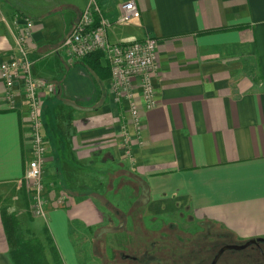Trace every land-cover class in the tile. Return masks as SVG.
<instances>
[{
  "label": "crops",
  "instance_id": "obj_1",
  "mask_svg": "<svg viewBox=\"0 0 264 264\" xmlns=\"http://www.w3.org/2000/svg\"><path fill=\"white\" fill-rule=\"evenodd\" d=\"M89 1L0 0V62L18 55L15 37L27 18L32 73L54 86L40 94L42 219L30 211L23 179L30 151L22 92L7 108L0 79V209L16 217L28 210V228L48 234L62 264H98L92 235L106 234L107 222L132 203L138 190L129 178L141 184L143 218L183 219L194 232L205 223L230 244L264 239V0H133L138 17L106 35L157 42L155 106L141 110L137 135L108 76L61 46ZM95 1L112 19L123 0ZM98 64L107 73L101 54ZM123 128L132 136L129 156ZM117 190L123 199H114ZM0 264H12L1 221Z\"/></svg>",
  "mask_w": 264,
  "mask_h": 264
},
{
  "label": "built area",
  "instance_id": "obj_2",
  "mask_svg": "<svg viewBox=\"0 0 264 264\" xmlns=\"http://www.w3.org/2000/svg\"><path fill=\"white\" fill-rule=\"evenodd\" d=\"M138 17L133 0H123L117 6V13L109 19L95 0H90L66 35L61 46L69 59H80L90 53H100L108 69V89L115 103H122L137 135L140 128L141 110L155 106L153 79L158 70L156 39L146 36L125 43L108 40L106 31L113 25L125 24ZM16 22L18 16H14ZM32 21L23 18V26L15 37L18 55H11L0 62V79L3 83L4 102L14 109L17 88L22 92L28 127L30 157L27 160L23 179L30 199V211L36 217L45 218V185L43 168L47 142L42 133L41 92L53 93L54 86L33 75L31 61L24 49V39L30 34ZM123 153L130 155L131 134L121 131ZM65 196L59 193L55 202L64 205Z\"/></svg>",
  "mask_w": 264,
  "mask_h": 264
},
{
  "label": "rangeland",
  "instance_id": "obj_3",
  "mask_svg": "<svg viewBox=\"0 0 264 264\" xmlns=\"http://www.w3.org/2000/svg\"><path fill=\"white\" fill-rule=\"evenodd\" d=\"M106 178L102 177V180L105 181ZM128 180L138 190L132 203L117 220L112 217V221L107 222L106 234L97 230L92 235L93 255L98 264H264V247L258 245L224 249L213 262L214 256L223 246L231 245V238L222 237L219 229L205 223H198L194 232L183 219L143 218L141 184L136 179ZM110 195V192L106 193L111 198ZM122 195L124 197L117 190L114 199L117 200ZM17 218L28 227L31 215L27 210ZM207 232L211 234L208 235ZM33 233L43 243L42 235ZM46 257L49 262L47 254Z\"/></svg>",
  "mask_w": 264,
  "mask_h": 264
},
{
  "label": "trees",
  "instance_id": "obj_4",
  "mask_svg": "<svg viewBox=\"0 0 264 264\" xmlns=\"http://www.w3.org/2000/svg\"><path fill=\"white\" fill-rule=\"evenodd\" d=\"M99 56V53H90L81 60L90 72L102 79L109 73L98 64ZM0 221L8 246V258L12 264H62L48 234L43 233L42 243L14 214L7 213L5 209H0Z\"/></svg>",
  "mask_w": 264,
  "mask_h": 264
},
{
  "label": "water",
  "instance_id": "obj_5",
  "mask_svg": "<svg viewBox=\"0 0 264 264\" xmlns=\"http://www.w3.org/2000/svg\"><path fill=\"white\" fill-rule=\"evenodd\" d=\"M259 243H261V244L264 245V239H262V238H254V239L247 240V241L243 242L242 244L225 245L214 256L213 262L217 259V257L219 256V254L224 249H241V248H244V247L249 246V245H258Z\"/></svg>",
  "mask_w": 264,
  "mask_h": 264
},
{
  "label": "flooded vegetation",
  "instance_id": "obj_6",
  "mask_svg": "<svg viewBox=\"0 0 264 264\" xmlns=\"http://www.w3.org/2000/svg\"><path fill=\"white\" fill-rule=\"evenodd\" d=\"M261 246V245H260ZM264 246V245H263Z\"/></svg>",
  "mask_w": 264,
  "mask_h": 264
}]
</instances>
